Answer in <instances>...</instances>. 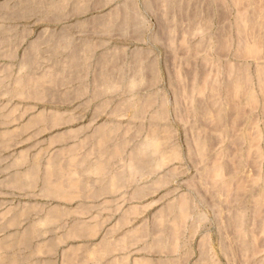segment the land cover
<instances>
[{"label": "rangeland", "instance_id": "rangeland-1", "mask_svg": "<svg viewBox=\"0 0 264 264\" xmlns=\"http://www.w3.org/2000/svg\"><path fill=\"white\" fill-rule=\"evenodd\" d=\"M192 1L180 9L185 4L195 12ZM4 2L0 135H8L0 138V242L7 240L8 248H0V264H89L90 247L107 233L123 234L124 247L134 240L125 254L107 256V264H264V81L258 83L264 69L257 73L264 68L258 45L264 29L255 25L264 18V0L246 8L242 0H196L201 8L195 22L185 15L191 21L185 32V19L174 15L175 26L168 22L178 45L161 36V11L146 0ZM247 9L255 19L247 12L252 21L244 24ZM122 12L135 14L141 25L117 26ZM239 73L244 79L236 82ZM138 75L143 80L133 86ZM244 81L243 89L238 83ZM100 129L110 137L97 148ZM149 138L161 141L151 156L141 152ZM55 153L88 157L90 164L48 177L74 178L77 192L47 186L43 176ZM104 158L102 171L91 169L99 174L79 172ZM38 163L29 185L11 180ZM118 174L119 184L109 190ZM22 206L30 212L15 225L12 216ZM42 219L48 222L39 233ZM23 232L30 245L20 242ZM165 234L172 244L157 247L156 237Z\"/></svg>", "mask_w": 264, "mask_h": 264}, {"label": "bare ground", "instance_id": "bare-ground-1", "mask_svg": "<svg viewBox=\"0 0 264 264\" xmlns=\"http://www.w3.org/2000/svg\"><path fill=\"white\" fill-rule=\"evenodd\" d=\"M248 1V0H247ZM250 2H251V0H249ZM248 1V4H247V2L244 0V2H243V0H242V3H244L243 5H245V8L248 6V5H251V3H253V1L250 3ZM255 2H257V0H254ZM239 2V1H238ZM240 2H241V0H240ZM6 3L7 2H4V3H1L0 4V8H2V7H4V8H6ZM250 3V4H249ZM247 4V5H246ZM242 5V4H241ZM244 7V6H243ZM258 8H259V6H257ZM245 8H243V9H245ZM256 10H255V12H257V8H255ZM246 10V9H245ZM244 10V15L246 16L245 18H244V16L242 15V17H241V20L243 21V19L242 18H244L245 20V22H244V24L246 23H248L249 21L248 20H250V21H252V18L251 19H248V17L249 16H251L252 15V17H253V15H254V13H250L249 12V10L247 9V11H245ZM260 10V9H259ZM258 10V11H259ZM9 11H11V10H9ZM263 11V9H261V11H259L258 13H260V12H262ZM250 13L249 14V16L248 15H246V13ZM252 12V11H251ZM253 12H254V10H253ZM8 13V12H7ZM13 13V12H12ZM255 15L257 16V14L255 13ZM262 15H263V13H262ZM261 16V15H260ZM258 17H259V15H258ZM263 17H264V15H263ZM118 19H117V21H116V25L117 26H122V27H125L126 25L128 26V24L129 25H131L132 24V26L134 27V25H135V23L137 22V21H135V17L132 15V14H128V17L127 16H125V15H121L120 17H117ZM246 18L248 19L247 21H246ZM254 18V17H253ZM260 18V17H259ZM261 18H262V16H261ZM255 19V18H254ZM256 19H258V18H256ZM263 20H262V22L261 23H264L263 21H264V18H262ZM254 21V20H253ZM257 21V23L258 24H255V25H257V28L259 27L258 25L260 24V27L262 28V30L264 29L261 25V23L260 22H258V20H255V22ZM249 24H251V23H249ZM246 26L247 25H245V28H246ZM249 26V25H248ZM251 26H253V28H254V22H253V25H251ZM240 27V31H241V26H239ZM248 29V27L246 28V29H244V30H247ZM250 29H252V27L251 28H249L248 30H250ZM255 29V28H254ZM243 29H242V31H244ZM247 30V31H248ZM258 30V29H257ZM261 30V31H262ZM244 32V34L245 33H247L248 34V32ZM259 31V30H258ZM257 31V32H258ZM250 32V35H251V32H252V30L251 31H249ZM254 33L256 32V30H254L253 31ZM263 32V31H262ZM226 33V32H225ZM254 33H252V35H255V40L258 38V36L260 37L261 35L262 36H264V32L263 33H259L258 34V36H257V38H256V33L254 34ZM242 35H243V32L241 33ZM246 36V35H245ZM243 37H244V35H243ZM246 37H248V38H251V36H249V34H248V36H246ZM247 38V39H248ZM244 39H246V38H244ZM259 40V39H258ZM261 40H263L264 41V39H263V37H261ZM261 40L259 41V47L261 46L262 48H264L263 47V44H262V42H261ZM242 42H244V44L246 43V41H242ZM241 42V43H242ZM261 42V43H260ZM256 43H258V41H256ZM225 44H227V43H225ZM251 44H253V46L255 45V43L253 42V43H251ZM261 44V45H260ZM247 45V44H246ZM258 45H256V46H258ZM223 46V45H222ZM226 46V45H225ZM224 46V47H225ZM244 48H245V45H242ZM248 46V48H249V46L250 45H247ZM253 46L251 45V49H253ZM256 46H255V48H256ZM247 48V47H246ZM258 48V47H257ZM250 49V48H249ZM74 56H76L77 57V55L75 54ZM73 56V57H74ZM264 60V59H263ZM263 63H264V61H263ZM100 65H102L103 66V68H101V70L99 69L98 70V75H102V74H104V59H102V60H100ZM260 66V65H259ZM257 67V68H261L262 67V64H261V67ZM262 69H264L263 67L261 68V71L260 70H257V73H260V72H263L262 71ZM143 70V68L141 69V71ZM236 71V70H235ZM235 73H237V72H235ZM242 73V72H241ZM241 73H239L238 74V79H239V81H237L236 80V82H240V76H242V75H244V74H242L241 75ZM264 74V72L262 73V75ZM97 75V76H98ZM260 75H261V73H260ZM260 75H258V76H260ZM236 78H237V75H236ZM235 78V79H236ZM242 78L244 79V77L242 76ZM241 78V79H242ZM263 78H264V76H263ZM263 78H261V76H260V79L261 80H259L258 81V83H260L261 81H264L263 80ZM243 79H242V81H243ZM101 80V79H100ZM142 80H143V77L142 76H140V75H138V76H136V77H134V79L133 80H131V84L133 85V86H135L136 84H140L141 82H142ZM245 80H248V78L246 77L245 78ZM103 81H104V78H103ZM177 82H178V84L176 83L175 84V86L178 88V89H180V86H179V81L177 80ZM243 82H241V84H239L238 83V86L239 85H241L240 86V88H242L243 87V89H244V87L246 88V86H243L245 83H246V81H244V83L242 84ZM247 83H248V81H247ZM246 83V84H247ZM108 84L109 85H112V84H114V82H109L108 81ZM262 85H263V83L262 84H260V87H262ZM109 87H107L106 89H108ZM237 88V87H236ZM239 88V87H238ZM258 88V87H257ZM259 89V88H258ZM231 90V89H230ZM227 91V90H226ZM235 91H238V89L237 90H235ZM234 91V89H233V91H232V93L233 92H235ZM260 92H261V90H259ZM262 91H263V88H262ZM245 92H249V91H247V89L245 90ZM251 92V91H250ZM7 93V92H6ZM230 93L231 92H229V95H230ZM239 93H240V95L242 94L243 96H244V93H242V91H241V89L239 90ZM252 93L253 92H251V96H252ZM235 94L236 95H238V93H236L235 92ZM233 95H234V93L231 95L232 96V98H233ZM248 95H250V94H246L245 93V96H246V98L248 97ZM251 96H249V97H251ZM254 96H256L255 95V93H254ZM258 96V95H257ZM260 96V95H259ZM242 97V96H241ZM243 99V98H242ZM254 99V98H253ZM229 100V99H228ZM244 100V99H243ZM256 100V99H255ZM214 101H216V100H214ZM245 101H248L247 99L245 100ZM229 102V101H228ZM250 102V101H249ZM255 102V101H254ZM251 103V102H250ZM253 103V102H252ZM251 105V104H250ZM252 106H253V104H252ZM215 107V106H214ZM221 107V106H220ZM220 107L218 108L219 109V111H220ZM237 107V106H236ZM217 109V107H215V109L213 108V110H216ZM217 111V110H216ZM215 111V112H216ZM222 111V110H221ZM220 111V112H221ZM213 114V113H212ZM219 114H221V113H219ZM223 115H225L224 114V112L222 113ZM222 115V117H224ZM227 115V114H226ZM225 115V116H226ZM213 117H214V115H213ZM221 117V118H222ZM221 118H218L217 117V119H221ZM228 117L226 116V124L228 123V121L227 120H229V119H227ZM216 119V117L214 118V120ZM216 119V120H217ZM234 121V120H233ZM221 122H223V120H221ZM231 122V121H230ZM229 122V123H230ZM218 123V122H217ZM224 124V123H223ZM231 124H232V122H231ZM98 136H100L101 138H103L104 137V140L102 141V140H99V142L98 141H96L95 142V145L97 146V148L100 146V147H102V144H104L105 143V139L106 138H108V137H110L109 135H104V129H100L99 131H98ZM6 135H8V134H1L0 135V138H4V136H6ZM8 140V139H7ZM100 141L102 142V143H100ZM147 142H148V144L150 145L149 146V148H147L145 151H142L141 150V152H146L147 151V154L149 155V156H151V154H153L154 152H156L157 150H156V147L160 144V142L161 141H159V140H156V139H154V138H149V139H147L146 140ZM201 141V143L203 142L202 141V139L200 140ZM200 141H198L199 142V144H201L200 143ZM5 141H3V143H4ZM7 142H9V141H7ZM204 142H205V140H204ZM195 143H196V141H195ZM4 145H6V144H4ZM20 153V152H19ZM26 153H27V151L26 152H21L20 154H19V157H18V160H16L14 163H16V162H18L19 161V159L21 160V159H23L24 157H25V155H26ZM138 153H140V151L138 152ZM115 155V153H111L110 155H109V157H112V156H114ZM18 156V155H17ZM77 157H71V158H69V157H66L65 156V154H64V156L63 155H61L60 153H55L53 156H52V160L48 163V168L47 169H45V173H44V179H45V181H47V186H51V188H53V189H55V190H58V191H60V192H62V191H71L72 193L74 192H77V187H76V185H75V183H73V182H75V179L74 178H72L71 177V179H72V183H71V181H67V180H65L64 181V179L63 180H60V182H55V181H50L49 179H48V177L51 175V176H54V175H57L58 173H59V175H63L64 176V174L66 173V170H68V169H70L71 168V166L72 167H74L75 165H77V166H79V165H81V163L82 162H85V161H87V163H89L90 164V162H88L89 161V159H88V157H86V156H81L80 158L78 157L77 159H76ZM100 158V157H99ZM106 158H108V157H106ZM106 158H104V159H100V160H98L96 163H91V166H85V165H83L82 167H80V173L81 172H85V173H87V174H91V173H96V174H99L100 172H98V170L99 171H102V169L104 168V160H106ZM134 160H133V162H131L130 164H129V167H128V173L129 174H131V175H134L133 173H136L137 172V170H138V163H136L135 162V160H139V158H140V155L138 154V157H135V156H133L132 157ZM241 159H243L242 157H241ZM97 160V159H96ZM16 165V164H15ZM38 165H39V163L38 164H36V165H34L31 169H28L27 171H25V172H22L21 174H16V175H14L13 176V179L11 178V180L13 181V182H16L17 184H19V185H23V184H28V183H31V182H33V178H34V176H37V174H38V172H37V168H38ZM40 166V165H39ZM219 166V165H218ZM226 166V165H225ZM93 168H95V169H98V170H96V171H92L91 169H93ZM220 168V167H219ZM218 168V169H219ZM91 170V171H90ZM122 178V176H121V174H118V177L115 175L112 179H110L109 180V183H107V185H110L109 186V190L116 184V186H117V184H119L118 183V180L120 179V178ZM37 178V177H36ZM29 185V184H28ZM79 185H80V187L81 188H83L82 186H84V185H86L85 183H84V181L82 182H80L79 183ZM81 188H79V189H81ZM95 189V188H94ZM99 190H101V191H104V184H102V185H100V189ZM61 194V193H60ZM65 195H66V193H65ZM243 195V194H242ZM243 199H244V196H243ZM182 200V207H183V209H186V208H188V206H189V202L187 201V199L186 198H182L181 199ZM30 207H25V209H24V206H22V208L20 207V209H19V211L17 212V213H15V215L14 216H12L11 218L13 219L11 222L12 223H14L15 225H18L19 223H21V218H22V216H23V214H24V216H26L30 211ZM12 215V214H11ZM9 220H10V218H9ZM23 221V220H22ZM48 221L46 220V219H42L41 221H39V222H37L36 223V226H35V228H36V232H38L39 231V233L41 232V230L43 229V226L47 223ZM8 223H9V221H8ZM2 224H4V223H2ZM5 227V226H4ZM95 227V226H94ZM24 233H26V232H23V236H22V238L20 237V242L22 243V244H29L30 245V243H31V238H29L28 237V234L26 233V235L24 234ZM22 234V233H21ZM20 235V234H19ZM13 239H16V238H13ZM128 239V238H127ZM17 240V239H16ZM7 241V240H6ZM6 241H2V242H0V248L1 249H3V248H5V249H7L8 248V242L6 243ZM127 241V240H126ZM172 241H173V237L172 236H170V235H168V234H165V235H163V236H159V237H156V240H155V243H156V246L158 245V246H162V247H170V244H172ZM15 243L16 242H14V243H12V247H14L15 246ZM18 243V242H17ZM10 245V244H9ZM5 246H7V248L5 247ZM157 246V247H158ZM110 247V244L107 242L106 243V246L104 245V244H101L100 245V248H99V252L97 251V250H95L93 253H97V254H100L101 252H104V250H106V249H108ZM161 248V247H160ZM97 249V248H96ZM7 255H8V253H7ZM19 258V257H18ZM67 261V260H66ZM3 262V261H2ZM9 262V261H8ZM16 262V261H15Z\"/></svg>", "mask_w": 264, "mask_h": 264}, {"label": "crops", "instance_id": "crops-1", "mask_svg": "<svg viewBox=\"0 0 264 264\" xmlns=\"http://www.w3.org/2000/svg\"><path fill=\"white\" fill-rule=\"evenodd\" d=\"M147 1V3L151 6V7H155V9H159L161 12H160V16H161V20L163 21V23H162V30L160 31V34H161V36L163 37H165V35L167 36V39H168V41H170L171 43L170 44H172V43H176L177 45L179 44V40H177V38H176V36L172 33V31H173V29H172V27H171V29L169 30V28H168V22H170L171 23V26H175L174 24H172V22H171V19L173 18V16L174 15H176L177 17H181L182 19H185V21H186V24H184L183 25V31L185 32L186 31V29H187V26H189V24H191V21H190V19H189V17H186L185 15L186 14H190L191 16V19H193L194 18V22L196 21V19H197V15H198V13H199V10L197 11V9H200L201 7H196L195 6V4L193 3V2H195L196 0H193L192 1V5H194V7H193V11H195V12H193V13H189L188 12V10H186L185 9V4H188L189 5V1H191V0H146ZM176 1V7H175V4H174V2ZM180 3V4H179ZM183 3H185L184 5H183V9H180V6L182 7V4ZM175 8V9H174ZM123 9V8H122ZM163 11L165 12V16H163L164 15V13H163ZM135 12V11H134ZM122 14L123 15H128V14H132L134 17H135V21H137L136 23H135V25L134 26H137V25H141V23H142V21L135 15V14H133L132 12H122ZM212 15H213V13H212ZM212 15H211V17H212ZM184 16V17H183ZM165 17H168V18H165ZM177 28H179V27H177ZM180 29V28H179ZM190 29V32H188V33H192L193 31H191V29L192 28H189ZM184 34V33H183ZM187 35V34H186ZM175 82H176V80H175ZM177 84H178V82H176ZM175 84V83H174ZM177 88V87H176ZM180 89H183V87L182 86H180ZM179 89V90H180ZM177 90H178V88H177ZM256 91V90H255ZM231 106V105H230ZM244 116V115H243ZM242 116V117H243ZM241 117V118H242ZM240 118V119H241ZM246 119V118H245ZM244 120V119H243ZM243 120H241V121H243ZM240 121V122H241ZM239 122V123H240ZM247 178V177H246ZM246 196V195H245ZM122 236H123V234H116V235H111V234H109V233H107V234H105L104 235V237H101L100 239H99V242H97V243H95V245H92L90 248H92V249H95V250H97L98 252H99V249H98V247H100V244L104 241V244H105V242H110L109 244H112V245H110V247L108 248V249H106V250H104V252H101L100 254H97V253H93V256H91L90 255V258H91V260H90V263L89 264H107L105 261H107L108 260V257L107 256H110L111 254H113L114 256H112V257H117V256H119L120 254H125V253H123L124 252V250L126 249V248H128L129 247V245L131 244V243H133V241L134 240H132V242L129 240V244L127 245V247H124V245H121L122 243L120 242V240H121V238H122ZM97 248V249H96ZM86 250H88V248L86 249ZM118 251V253H115V252H117ZM123 251V252H122ZM74 252H77V247H75V248H73V251H70V253H69V257H70V259L72 258V256H73V253ZM122 252V253H121ZM121 256H123V255H121ZM111 257V258H112ZM111 258H109V259H111ZM114 260H116V258H113V262H114ZM104 262V263H103ZM110 264H116L115 262L114 263H110ZM133 264H135V262L133 263Z\"/></svg>", "mask_w": 264, "mask_h": 264}]
</instances>
